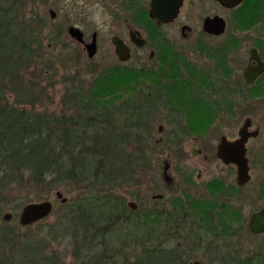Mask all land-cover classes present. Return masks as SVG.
I'll return each mask as SVG.
<instances>
[{
	"label": "rangeland",
	"instance_id": "rangeland-1",
	"mask_svg": "<svg viewBox=\"0 0 264 264\" xmlns=\"http://www.w3.org/2000/svg\"><path fill=\"white\" fill-rule=\"evenodd\" d=\"M50 10L56 13L54 19L50 16ZM101 14H104L103 11ZM234 16L228 14L227 17L226 25L230 34L235 31L234 27L253 26L249 14L245 15L248 22H242ZM63 18L59 1L0 0V108L4 113L17 110L19 113L51 114L62 121L58 127L63 126V117H65L72 122L68 121L64 125L67 128V135H71L70 139L79 135L80 140L84 141L80 142L82 145H85L86 141L113 142L115 135L121 134L124 142L120 146L113 145L115 148H112V161L118 171L114 169L112 173H109L107 168L105 169L108 173L105 179L112 182L111 186L108 187L109 183L106 181H104L106 184H99L103 180L95 183L90 172L87 173L86 167L84 169L83 163L81 164L80 156L87 155L88 151L75 146L67 148L68 151H66L69 152L78 169L83 172L76 177L79 178L78 180L55 181L53 176L47 175L42 183H34L30 181L31 172L27 169H21L16 174V178L19 177L14 183L0 180V242L3 234L9 235L6 248L13 249L17 247V243L21 244L29 240L40 241L46 257H50L53 254L52 251H55L62 264H79L75 263L76 259L72 255L75 230L57 231L59 224L67 218L69 210L63 205L61 199L56 197V192H60L62 198H66L68 203L77 205L92 197H101L105 200L109 198L114 204L116 202L117 209L109 213L99 210L93 215L97 218V222L101 223L100 229L107 230L106 239L103 240L101 247L104 249L105 245L110 246L108 258L113 260L114 251L122 242L124 248L119 249L122 252L118 255L121 259L119 262H122L120 264H134L146 257V246L157 247L158 240L164 234H172L169 232L172 230V223H169L171 219L162 223L159 212L165 209L173 214L172 209L179 203L178 198L185 197L183 192L190 196L204 198L206 193L204 187H207V182L226 176L227 168L217 161H200V158L195 156V146L190 145L189 139L183 145H172L164 140L173 122L166 113L151 112L149 119L146 112L142 113L146 105L143 96L148 91L147 82L142 77L130 75L123 83L118 82L116 88L107 89L106 91L113 93L112 96L108 94L103 96L105 99L97 98L102 104L108 101L105 107L91 100L90 89L94 90L95 83L102 76L118 71L129 74L131 62L117 61L114 52L107 49H100L94 57L89 58L87 52L65 46ZM221 42L225 43L226 39L221 37L208 40L209 46L212 47ZM184 43L186 47L191 45L190 40ZM250 44L249 42L247 46L245 45L246 47L244 46L245 54L241 57V62L240 51L229 50L231 64L239 66V69L246 65ZM184 50L191 58L197 61L203 60L194 50L187 48ZM207 64L206 68L210 65ZM247 91L248 86L245 84L244 104L240 105L243 117H240L239 125L245 117L253 116L254 99L247 94ZM216 100L213 97V101L216 102ZM170 102L169 106H173L176 102L174 106L177 108L188 107L187 102H178L174 98H170ZM259 106L264 108L261 97ZM237 108L239 109V106ZM136 112L142 115L139 130L134 129L135 126H139L136 122L138 120ZM221 114L222 112L220 116ZM143 115H145L144 118ZM16 118L6 114L0 116V128H5V125L11 126L10 133H12ZM94 118L99 119L98 123L103 122L104 126H112V129L106 132L98 125L94 128L87 127L86 122ZM78 120L83 121L84 124H80ZM71 125L73 130L76 128L75 131L71 130ZM159 126L164 128L161 133L158 131ZM213 130L210 139L211 150L218 143L219 136L227 131L220 126ZM159 139L163 141L157 144L156 140ZM9 146L10 144L5 140L0 141L1 169H4L3 163L6 158L11 156L12 150ZM253 146L254 141H250L249 154H252ZM91 148L93 150L95 147ZM95 151L97 154L99 149L95 148ZM99 159L98 157L95 161ZM166 163L169 165L168 176H171V182H166L163 178ZM256 163L250 157L252 180L247 185L248 189L254 187L262 176L257 175L259 170ZM98 169L99 165L93 166L91 173L92 171L96 173ZM115 178L116 181L113 180ZM251 192L252 190L248 191V193ZM159 195H162L161 199L157 198ZM245 195L247 197V192ZM47 200L52 202L53 208L46 218L28 226H22L19 223V216L25 205ZM129 203L135 204L136 209L131 208ZM7 213L11 214V219L8 221L3 218ZM145 213H148V218L144 216ZM50 231L51 234H49ZM129 232L133 233V237L128 241L131 245L127 249L125 234ZM158 254L161 253L158 252ZM1 257L3 255L0 253V259ZM17 261L19 259L13 263L16 264Z\"/></svg>",
	"mask_w": 264,
	"mask_h": 264
},
{
	"label": "flooded vegetation",
	"instance_id": "flooded-vegetation-1",
	"mask_svg": "<svg viewBox=\"0 0 264 264\" xmlns=\"http://www.w3.org/2000/svg\"><path fill=\"white\" fill-rule=\"evenodd\" d=\"M41 1L61 3L65 46L87 52L94 43L95 55L107 49L114 52L117 61L131 62V73L147 82L142 113L146 112L147 119L151 112L166 113L173 122L164 139L167 143L183 145L189 139L200 161H217L227 168L226 176L207 182L204 198L183 192L185 197L178 198L173 214L165 209L159 212L162 223L170 219L172 223V234L158 240L159 264H264V231L252 225L253 217L264 210V108L259 106L260 97L264 101V0H240L234 7L219 0ZM246 13L253 26L234 27L230 34L228 14L248 22ZM50 14L52 19L56 17L53 10ZM208 19H220L223 30L216 34L215 29L208 30ZM72 29L78 31L77 35L71 33ZM221 37L225 43L209 46V39ZM189 40L191 45L186 47L184 42ZM249 42L247 63L239 69L231 64L229 50H239L241 59ZM184 48L194 50L203 60L191 58ZM117 49L124 50L128 59L120 60ZM248 67L251 82L246 78ZM245 84L247 94L254 99L253 116L245 117L239 125ZM170 98L187 102L188 107L177 108L176 102L169 106ZM219 126L227 131L211 150L212 132ZM158 131L164 128L159 126ZM241 131L246 136V182L240 181L235 164L225 163L218 155L221 141L234 144L241 139ZM250 141H254L252 154ZM250 157L257 162V175L262 176L248 189L252 180ZM168 170L166 163L163 178L171 182Z\"/></svg>",
	"mask_w": 264,
	"mask_h": 264
},
{
	"label": "trees",
	"instance_id": "trees-1",
	"mask_svg": "<svg viewBox=\"0 0 264 264\" xmlns=\"http://www.w3.org/2000/svg\"><path fill=\"white\" fill-rule=\"evenodd\" d=\"M130 75L135 76V74L118 71L116 73L109 72V74H105L102 76L94 85V90L90 89V97L94 102H99L97 98H103L105 95H111L112 92L106 91L107 89L116 88L118 82L123 83L128 79ZM112 96V95H111ZM107 102L102 105L107 106ZM79 104V103H78ZM93 108V107H92ZM2 108H0V116L11 115V117H17L14 124V131L10 133L11 126L5 128H0V141L5 140L10 144L9 148L11 151V156L6 158V161L3 163L4 169L0 167V180H8L9 182L14 183L16 178V174H18L21 169L22 170H30L31 172V182L34 183H42L45 181V176H53L55 181H73L78 180L76 178L78 174H82L83 172L78 169L76 163L73 161V158L68 154L67 148L79 146L86 149L88 151L87 155L82 154L81 164L83 163L84 169L86 167L87 173L90 172L91 178L96 181H101L99 184H106L104 181L108 182V187L111 186V181L106 180L105 175L108 174L105 169L112 173L114 169L117 170L116 165L113 163V152L112 148L114 146H120L122 142H124L122 135L117 133L115 135V140L112 142H105L103 140H99L97 143H90L86 141L82 145L80 142H84L80 140L79 135L72 137L67 135V128L64 127L65 123L71 120H66L63 117V126L58 127V125L62 122L57 116H53L47 113H24V112H2ZM136 112V121L139 126H135L134 129L139 130L141 127V114ZM98 116V115H97ZM3 119V117H1ZM99 119L94 118V120L89 121L87 127L91 128L98 125L100 129H104L106 132L109 129H112V126H104L103 122L98 123ZM80 124H84L83 121L78 120ZM136 124V125H137ZM143 124V123H142ZM62 125V124H61ZM4 127V124H3ZM73 126L71 125V128ZM116 128V127H115ZM117 129V128H116ZM73 130V128L71 129ZM76 130V128H75ZM73 130V131H75ZM115 130V129H113ZM77 133V132H76ZM88 142V143H87ZM114 145V146H113ZM91 147L98 148L99 151L96 154L94 149ZM67 150V151H66ZM90 157H87V156ZM97 156V157H96ZM1 157V156H0ZM4 157V156H3ZM100 158L98 161H95L96 158ZM116 159V158H115ZM8 164V165H7ZM99 165L98 171L95 173L91 170L93 166ZM19 167V168H18ZM10 172V174H8ZM21 176V175H20ZM8 178V179H4ZM117 178V177H116ZM113 179L116 181L117 179ZM105 179V180H104ZM112 180V181H113ZM121 182V181H118ZM1 189V188H0ZM102 191V190H100ZM97 193V192H96ZM99 193V192H98ZM99 203V204H98ZM68 208V216L61 222L59 230L60 232H65L68 229L75 230V236L73 240V251L72 255H74V259H76L75 263L79 264H120L121 260L119 258V254L122 251L119 249L124 248V244L120 242L118 246H116L117 250L114 251L115 255L113 256V260H109L108 254L110 253V246L103 245L102 242L106 239L107 230L102 231L100 228L101 223L97 222V218L94 217L95 212L102 210L104 213L113 212L117 209L116 202L114 204L113 201L108 199H103L101 197L92 199H87L85 202H81V204L74 203H63ZM1 213V209H0ZM79 214V215H78ZM148 213H145V217L148 218ZM51 234V231L50 233ZM126 240L127 241V249H129L130 243L128 241L132 240L133 233H127ZM129 237V238H128ZM136 237V235H134ZM0 242V253L3 255L0 259V264H14L13 262L16 259H19L16 264H62L59 262V256L57 252H53V256L46 257L43 254L42 242L29 240L26 242H22L21 244L17 243V247L6 248L9 243V235L3 234ZM11 241V239H10ZM124 241V240H123ZM101 250H100V248ZM131 247V246H130ZM151 248V250H148ZM146 257L144 260L138 261L134 264H159V254L158 249L155 246L145 248ZM111 257V256H109ZM112 259V258H111ZM117 260V261H115Z\"/></svg>",
	"mask_w": 264,
	"mask_h": 264
},
{
	"label": "water",
	"instance_id": "water-1",
	"mask_svg": "<svg viewBox=\"0 0 264 264\" xmlns=\"http://www.w3.org/2000/svg\"><path fill=\"white\" fill-rule=\"evenodd\" d=\"M223 4L227 5L228 7H234L240 0H219ZM205 26L208 30L215 29V34L220 33L223 30L224 24L220 19H208L205 22ZM76 29H72L71 33L73 35H77ZM95 45L88 46V57L91 58L95 55ZM124 50L117 49L116 54L118 55L120 60H127L128 57L125 55ZM249 70L246 72V78L248 82H251L253 79H250L248 76L251 74V69L248 67ZM255 75V74H252ZM241 139L235 142L234 144L227 143L225 140H222L219 145L218 155L225 163H233L237 166L238 176L241 182H246L249 178L248 176V164L245 158V149L244 142L246 140V136L244 132L241 131L240 133ZM166 176V180H167ZM56 197L61 199L62 203H66L67 199L62 198V194L60 192H56ZM131 208L136 209L135 204L129 203L128 204ZM53 204L51 201H43L39 203H29L22 208L21 214L19 216V223L22 226H28L33 223H36L44 218H46L52 211ZM4 220L8 221L11 219V214L7 213L4 215ZM252 225L255 226L257 230L264 231V210L263 213L260 215H255L252 219Z\"/></svg>",
	"mask_w": 264,
	"mask_h": 264
}]
</instances>
